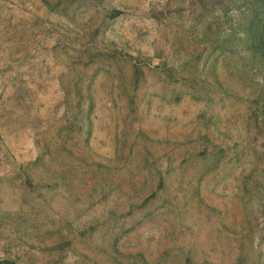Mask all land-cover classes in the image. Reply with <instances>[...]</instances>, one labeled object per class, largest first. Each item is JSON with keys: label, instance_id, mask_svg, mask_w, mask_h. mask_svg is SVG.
I'll use <instances>...</instances> for the list:
<instances>
[{"label": "rangeland", "instance_id": "1", "mask_svg": "<svg viewBox=\"0 0 264 264\" xmlns=\"http://www.w3.org/2000/svg\"><path fill=\"white\" fill-rule=\"evenodd\" d=\"M0 264H264V0H0Z\"/></svg>", "mask_w": 264, "mask_h": 264}]
</instances>
